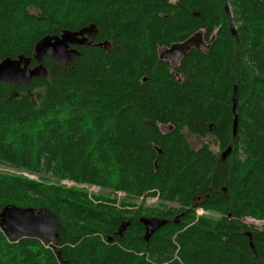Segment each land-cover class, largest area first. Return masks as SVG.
<instances>
[{
  "label": "trees",
  "instance_id": "1",
  "mask_svg": "<svg viewBox=\"0 0 264 264\" xmlns=\"http://www.w3.org/2000/svg\"><path fill=\"white\" fill-rule=\"evenodd\" d=\"M90 23L108 52L76 46L72 67L44 56L46 77L0 82V164L38 175L0 172V210L57 215L69 264H264V227L242 221H264V0H0V61ZM196 31L207 48H191L172 69L159 58V47ZM147 196L158 206H145ZM142 215L167 220L148 241ZM0 264L59 262L51 244L10 241L0 228Z\"/></svg>",
  "mask_w": 264,
  "mask_h": 264
},
{
  "label": "water",
  "instance_id": "2",
  "mask_svg": "<svg viewBox=\"0 0 264 264\" xmlns=\"http://www.w3.org/2000/svg\"><path fill=\"white\" fill-rule=\"evenodd\" d=\"M230 29L232 34L236 36L232 24ZM97 31L96 25L90 23L77 30L63 28L56 34L44 35L34 44L31 56L18 54L14 58L6 57L0 61V82L11 83L16 88L20 82L28 85L33 77H46L48 70L42 61L44 56L57 63H63L67 67H72L75 59L80 55L76 46L90 47L96 45L108 52L110 49L108 41L93 43ZM203 47H207V45H203L202 32L196 31L182 41L171 43L165 47L164 54L158 55L160 59L167 60L172 69L191 48L201 49ZM32 61H35V64L32 65ZM232 104L234 111L236 109L235 93L232 95ZM236 125L237 117L235 115L232 126L233 135L236 133ZM157 151L160 153L161 149L158 148ZM231 151L232 145L229 144L220 153V161L223 162ZM139 221L144 226L143 237L145 241H148L152 233L164 225L167 220L161 217L142 215L139 217ZM129 223L128 219L122 220L117 229V234L122 235ZM0 228L10 241L31 237L51 244L59 264H69L57 249L60 240L59 234L64 230V227L60 218L46 207L19 206L8 203L0 210ZM108 241H112V238L109 237Z\"/></svg>",
  "mask_w": 264,
  "mask_h": 264
},
{
  "label": "rangeland",
  "instance_id": "3",
  "mask_svg": "<svg viewBox=\"0 0 264 264\" xmlns=\"http://www.w3.org/2000/svg\"><path fill=\"white\" fill-rule=\"evenodd\" d=\"M189 141L192 143V144H195L196 146L200 144V140H198L196 137H193V136H189ZM204 141H206L207 143H210L211 145V148L214 150V151H217L218 150V147L216 145V143L213 141L212 138L210 137H206L204 139ZM0 172L1 173H4V174H8V175H14V176H22V177H26V178H29V179H38V175L33 173V172H30V171H26V170H22V169H18V168H15L13 166H10V165H5V164H0ZM64 180V179H62ZM60 180V184L64 185V186H67V187H77V188H82L84 189L88 194L90 195H108L110 194V197H113V193L114 191H105L104 189L100 188V187H97V185H87L88 187H84V186H80V185H86V184H80V183H75V182H72L71 184H68L67 182L69 180H64L62 181ZM62 181V182H61ZM66 181V182H65ZM117 194V193H116ZM116 199H117V203L116 205L118 206V204H120V201L124 198L125 195H116ZM142 197H140L137 201H136V204H140L141 201H142ZM158 200L157 198H155L154 196H147L144 200V205L145 206H149V207H155V206H158ZM128 207V206H126ZM204 215H212L210 214L208 211L206 214ZM242 221L244 223H246L247 225H254L255 227H258V228H263L264 227V221L262 220H256V219H250L249 217H245L242 219Z\"/></svg>",
  "mask_w": 264,
  "mask_h": 264
},
{
  "label": "built area",
  "instance_id": "4",
  "mask_svg": "<svg viewBox=\"0 0 264 264\" xmlns=\"http://www.w3.org/2000/svg\"><path fill=\"white\" fill-rule=\"evenodd\" d=\"M64 180H68V179H64ZM64 180H62V181H64ZM61 181V182H62ZM66 182V181H65ZM73 181H68L67 183L68 184H71ZM76 183V182H75ZM81 187L82 186H84V187H88L87 185H80ZM95 186V185H94ZM97 187H99V186H97ZM119 196L120 195H124V193L123 192H121V191H119V192H116ZM116 194V195H117ZM88 195H90V194H88ZM91 196V195H90ZM156 198V197H155ZM195 212H196V215H204V214H206L207 213V211H205V210H203L202 208H200V207H198V208H196V210H195ZM250 219H252V218H250Z\"/></svg>",
  "mask_w": 264,
  "mask_h": 264
},
{
  "label": "flooded vegetation",
  "instance_id": "5",
  "mask_svg": "<svg viewBox=\"0 0 264 264\" xmlns=\"http://www.w3.org/2000/svg\"><path fill=\"white\" fill-rule=\"evenodd\" d=\"M208 44H209V43L203 39V45H204V46L207 45V47H208ZM165 47H166V46H161V47H159V48H158V54H164V53H165ZM207 47H203V48H201V49H204V48H207Z\"/></svg>",
  "mask_w": 264,
  "mask_h": 264
}]
</instances>
